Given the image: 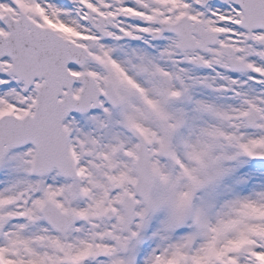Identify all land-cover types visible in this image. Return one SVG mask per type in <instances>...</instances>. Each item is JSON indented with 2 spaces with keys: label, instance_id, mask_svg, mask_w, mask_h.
<instances>
[{
  "label": "snow or ice",
  "instance_id": "1",
  "mask_svg": "<svg viewBox=\"0 0 264 264\" xmlns=\"http://www.w3.org/2000/svg\"><path fill=\"white\" fill-rule=\"evenodd\" d=\"M0 264H264V0H0Z\"/></svg>",
  "mask_w": 264,
  "mask_h": 264
}]
</instances>
